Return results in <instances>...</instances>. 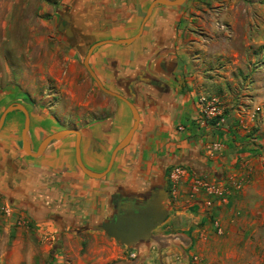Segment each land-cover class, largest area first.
Segmentation results:
<instances>
[{
    "label": "crops",
    "instance_id": "0c3cea01",
    "mask_svg": "<svg viewBox=\"0 0 264 264\" xmlns=\"http://www.w3.org/2000/svg\"><path fill=\"white\" fill-rule=\"evenodd\" d=\"M150 2L73 0L70 10L61 13L59 27L66 41L75 43L73 54L82 56L95 41L135 35ZM180 5L155 6L138 37L129 43L106 42L89 57L103 85L129 99L139 113L129 144L105 175L90 177L78 167L74 133L52 140L40 156L27 154L20 132L24 114L13 110L5 117L0 129V208L10 213L12 224L20 219L74 228L66 236L77 234L79 249L70 262L59 259L55 264L264 261V241L255 239L257 230L264 228L263 197L237 188L240 170L245 171L238 164L248 158V147H243L228 117L219 126L203 120L199 92L181 48ZM115 101L108 116L77 127L81 159L94 171L106 168L113 147L133 123L129 107ZM29 118V142L36 150L59 128L49 114L30 113ZM175 171L181 172L178 182L172 178ZM204 181L223 196L208 194V188L194 194L195 185L201 186L196 182ZM161 190L167 192V216L149 238L122 244L101 228L114 214L115 202L118 207L145 203ZM85 239L89 245L80 254ZM40 264H48L47 258Z\"/></svg>",
    "mask_w": 264,
    "mask_h": 264
},
{
    "label": "rangeland",
    "instance_id": "374dc122",
    "mask_svg": "<svg viewBox=\"0 0 264 264\" xmlns=\"http://www.w3.org/2000/svg\"><path fill=\"white\" fill-rule=\"evenodd\" d=\"M72 1L0 0V114L8 104L20 102L32 116L49 114L59 129H77L111 113L109 105L118 99L100 90L83 65L85 52L74 55L75 43L67 42L59 27L61 13L70 10ZM180 8L181 48L199 99L214 101L221 111L211 124L222 125L228 117L248 147L249 160L238 164L245 169L240 170L238 191L245 188L264 201V0H184ZM22 126L23 121L20 132ZM180 176L176 171L174 182ZM196 188L194 194L210 188L208 194L223 196L206 181ZM169 191L172 195L175 188ZM73 229L35 220L12 224L10 213L0 208V264H40L43 258L48 264L70 262L80 247L77 234L66 236ZM255 239L264 241V228ZM88 245L87 239L81 242L80 254Z\"/></svg>",
    "mask_w": 264,
    "mask_h": 264
},
{
    "label": "water",
    "instance_id": "95a60500",
    "mask_svg": "<svg viewBox=\"0 0 264 264\" xmlns=\"http://www.w3.org/2000/svg\"><path fill=\"white\" fill-rule=\"evenodd\" d=\"M184 0H151L149 3L145 14L140 23L138 32L127 38H119V39H102L93 42L87 49L86 54L83 58V65L89 73L90 77L95 81L97 86L104 93L114 96L121 101H123L130 109L131 115L133 118V123L126 134L117 142L114 148L111 151L110 158L108 160L107 166L102 171H94L88 168L81 159L80 153V140L81 134L75 128H63L56 130L48 135H46L38 144L36 150H32L29 142V124L30 118L27 108L23 103L13 102L8 104L4 110L0 114V128L2 127L6 115L13 110H20L24 114L23 127L21 129V141L23 150L33 156L37 157L42 154L46 146L52 141L62 138L63 136L74 133L75 134V145H74V154L75 161L78 167L88 176L99 178L105 175L111 168L115 156L117 152L125 147L131 140L135 130L137 129L139 123V113L135 105L127 99L122 94L115 92L113 90L108 89L103 85L101 80L97 77L93 69L89 64V57L93 51V49L99 45H102L106 42H114V43H129L138 37L143 29V25L145 21L150 16L153 8L157 5H179L182 4ZM60 22V27H61ZM167 197V192L165 190H161L160 194L153 195L151 199L145 203L138 204H126L123 207V213L121 215H117L116 218L111 219L109 222L104 223L101 228L105 231V233L111 237H113L117 242L122 244L131 245L132 241L141 237V238H149L151 235V231L157 225L162 223L167 216V208L164 204V201Z\"/></svg>",
    "mask_w": 264,
    "mask_h": 264
},
{
    "label": "built area",
    "instance_id": "2783aa9c",
    "mask_svg": "<svg viewBox=\"0 0 264 264\" xmlns=\"http://www.w3.org/2000/svg\"><path fill=\"white\" fill-rule=\"evenodd\" d=\"M199 102H200V111H201V113L203 115V120L204 121L205 120L208 121V118L212 119V118H216L217 116L221 115V111H220L219 107L217 105H215L214 101L206 102L205 98H200ZM213 147L214 148H218V145L217 144H213ZM175 173H176V171H175ZM196 184L199 185V184H202V183L196 182ZM196 187L197 186L195 185V188ZM208 189H210V188H208ZM211 191H213V190H211ZM215 192L218 193V194H221V192H219L218 190H215Z\"/></svg>",
    "mask_w": 264,
    "mask_h": 264
},
{
    "label": "flooded vegetation",
    "instance_id": "af4514ba",
    "mask_svg": "<svg viewBox=\"0 0 264 264\" xmlns=\"http://www.w3.org/2000/svg\"><path fill=\"white\" fill-rule=\"evenodd\" d=\"M61 19H62V16H61ZM26 107V106H25ZM29 113V112H28ZM155 189H157V188H155ZM151 198V197H150ZM136 204H140V203H136ZM115 208H116V210H115V212H114V214L108 219V221L107 222H109L111 219H114V218H116L117 217V215H121L122 213H123V206H121V207H118V205L116 204V202H115ZM106 222V223H107Z\"/></svg>",
    "mask_w": 264,
    "mask_h": 264
},
{
    "label": "trees",
    "instance_id": "16d2710c",
    "mask_svg": "<svg viewBox=\"0 0 264 264\" xmlns=\"http://www.w3.org/2000/svg\"><path fill=\"white\" fill-rule=\"evenodd\" d=\"M219 119V116H217L216 118L210 119V123H216Z\"/></svg>",
    "mask_w": 264,
    "mask_h": 264
}]
</instances>
